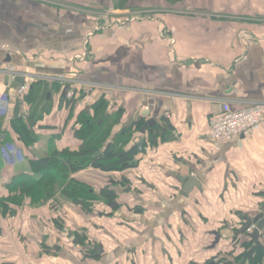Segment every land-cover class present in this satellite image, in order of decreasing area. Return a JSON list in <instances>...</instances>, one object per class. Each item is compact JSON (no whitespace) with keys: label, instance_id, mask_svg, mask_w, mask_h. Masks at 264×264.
<instances>
[{"label":"crops","instance_id":"0c3cea01","mask_svg":"<svg viewBox=\"0 0 264 264\" xmlns=\"http://www.w3.org/2000/svg\"><path fill=\"white\" fill-rule=\"evenodd\" d=\"M117 4L118 0H0L1 69L13 66L20 72L97 85L86 88L91 94L77 109L105 96L113 125L118 113L114 112L122 113L113 133L140 118L155 117L156 127L162 128L158 144L140 155L139 167L122 171L121 176L141 190H129L128 182L117 185L120 209L100 203L87 213L78 205L72 214L66 208L62 222L48 204L60 192L57 189L38 204H13L16 213L10 217L0 212V264H172L168 253L176 264L203 263L227 251L232 240L228 238L240 228L242 220L232 218L231 210L247 209L237 214L251 216L264 211V122L249 136L230 141L214 143L207 137L223 101H230L235 110L264 101V0ZM124 11L139 12L140 18L114 23L113 14ZM5 78L0 73V90L7 88L10 104L0 117V131L14 137L9 122L23 94ZM53 97L60 106L55 104L40 124L57 129L38 131L35 157L81 146L71 131L74 115L68 119V110L62 108V92ZM1 163L0 196H9L7 179L28 166L24 158ZM175 172L194 175L202 187L183 195ZM109 187L115 188L112 182ZM123 187L129 193L121 191ZM141 206L143 214L136 209ZM89 225L110 236L106 242L90 244L91 249L102 245L103 252L95 257L88 252L89 241L80 246L74 238L75 248L56 249L60 244L53 243L67 229L92 238L86 231ZM216 231L222 239L214 245Z\"/></svg>","mask_w":264,"mask_h":264},{"label":"trees","instance_id":"16d2710c","mask_svg":"<svg viewBox=\"0 0 264 264\" xmlns=\"http://www.w3.org/2000/svg\"><path fill=\"white\" fill-rule=\"evenodd\" d=\"M124 2L125 0H118V7H125ZM62 87L63 85L59 82L47 80L33 82L18 101L16 113L9 122L15 136L11 137L8 132L0 131V150L7 142L14 143L20 148L22 157L28 166L26 170L11 178L6 184L9 196H0V212L3 216L13 215L15 210L13 204L22 205L28 200L48 199L53 192L50 183L54 182H59V186L62 187L61 193L66 198L74 200L85 212L92 213L97 204L110 205L111 202L116 201L119 193L111 187L92 189L88 184L76 180L72 175L86 166H93L103 172L124 171L135 166L130 162L139 153L138 148H127L134 132L132 125L117 135H120L121 138L115 137V140L110 138L113 126L121 119V111L114 112L118 113L113 117L115 123L113 125L112 114L109 113L108 100L105 96L95 100L88 108L77 109L74 101L79 91L74 95V100L65 101L62 108L68 110V114L70 112L69 118L74 115L71 131L74 137L81 142L80 149L77 151H71L68 148L56 149L49 155L35 157L36 153L33 148L40 139L38 131L57 129L56 125L40 123L45 115L52 112L53 106L60 103V101L55 103L52 98L54 93L63 91ZM21 101H23V106H20ZM58 105L60 106V104ZM2 119L4 118H0V124H2ZM145 121V118H140L135 124L141 128ZM156 130L159 131L158 134H161L162 128L158 126ZM98 152L101 153L96 155ZM1 160L0 156V167L3 166ZM125 182L126 180L122 181V183ZM75 235L74 242L80 246L85 245L89 238L85 232H78ZM238 238L224 253H218L208 258L204 263L191 260L188 264H264V245L263 248L255 249L248 254L255 245L251 242L242 243ZM90 250V253L96 257V251ZM1 264L14 263L5 261Z\"/></svg>","mask_w":264,"mask_h":264},{"label":"rangeland","instance_id":"374dc122","mask_svg":"<svg viewBox=\"0 0 264 264\" xmlns=\"http://www.w3.org/2000/svg\"><path fill=\"white\" fill-rule=\"evenodd\" d=\"M129 13V12H128ZM119 14H124V15H127L126 13H125V11L124 12H121V13H117V15L116 16H118ZM115 14H113V17H112V19H114L115 17ZM126 17H129L128 15L126 16ZM7 75H5V77H6ZM35 81H40V80H36V79H34V80H32L31 82H29L28 81V83H29V85H31L33 82H35ZM93 84V83H92ZM71 86V85H70ZM97 85H93L92 87H90V89H93L94 87H96ZM7 87V86H6ZM86 88L87 87H83V86H77V87H72L71 86V90L72 91H74L75 89L77 90V92L79 91V94H78V96H77V98H75V101H74V103L77 105V104H79L78 106H84L83 105V103H81V102H79L81 99H82V101H84L83 99L84 98H87V97H89V95L91 94L90 92H89V89H87L86 90ZM71 91V92H72ZM84 93H86V97H84V98H82V95L84 94ZM52 100H54V97L52 98ZM72 100H74V93L71 95V96H67L66 97V99H65V101L67 102V101H72ZM64 101V102H65ZM93 102V101H92ZM92 103H88L87 104V108L91 105ZM75 105V106H76ZM147 108V107H146ZM246 108H248V107H245V108H243V109H246ZM84 108H82V110H83ZM7 114V113H6ZM5 114V115H6ZM69 114H70V112H69ZM69 114H68V119H69ZM83 117V116H82ZM171 117V116H170ZM68 121V120H67ZM136 122V121H135ZM135 122H133L131 125V127L133 128V133H132V139L129 141V145H131V143H132V146L131 147H137L138 148V146H136V144L140 141V139H141V137H144L145 138V144H144V146H143V151H140L139 150V148H138V151H139V153L135 156V158L136 159H138V162L137 163H133L132 165H135V166H133V167H130V168H128V169H134V170H136L137 169V167H139V164L141 163V160H143L142 159V157H140V155H145L144 153H146V151H148L147 150V148L149 147V146H152V147H154L155 145H157L158 144V142H159V140L161 139L160 138V134H158L159 133V131L158 130H156L157 129V127L155 126L154 128H153V131L152 132H150L149 130L147 131V133H146V135H144V134H142L141 133V129L143 128V126H144V124L147 122V121H145V123L143 124V126L140 128H138L137 126H136V124H135ZM122 131V130H121ZM120 131V132H121ZM120 132H118V133H111V136L110 137H112L114 140H115V137H118V138H121V136L119 135V136H117L118 134H120ZM208 134V133H207ZM153 135H156L157 136V142L156 143H154V141H153ZM208 137V136H207ZM209 139V138H208ZM125 141V140H124ZM167 141V138H165L164 140H163V142H166ZM209 141L211 142V140L209 139ZM214 143H219V142H214ZM130 147V148H131ZM0 156L2 157V162H6V163H8V162H13V161H15V160H20V159H23V157H22V152H21V150H20V148L17 146V145H15L14 143H12V142H7L4 146H3V148L0 150ZM134 158V159H135ZM151 160V159H150ZM131 161H133V160H131ZM93 168V169H92ZM137 173H138V171H137ZM108 174V175H107ZM121 174H123V172L122 171H115V172H106V173H102V171L101 170H99V169H97L96 170V168H94L93 166L91 167V166H86L85 168H83V169H81V170H79L78 172H76L75 174H73L72 176H74L75 177V179L76 180H79V181H83V182H85L86 184H88L92 189H97V187L98 188H100V187H102L101 185L102 184H105L104 186L105 187H109L110 185H111V182L114 184V187L115 188H113L114 189V191H116V192H118L117 191V189L119 188L117 185H123V186H125V184H123L122 183V181L123 180H126V184H127V182H128V184H131V186H132V188L134 189V187H135V185H134V183H133V181L132 182H130L129 183V181L130 180H132V179H129V178H127V177H124V176H121ZM111 178V179H110ZM113 178V179H112ZM11 179V178H10ZM9 179V180H10ZM9 180L7 179V182L6 183H8L9 182ZM138 180H139V178H138ZM4 181H6V179L4 180ZM108 182V183H107ZM58 183L59 182H54V183H50V187L53 189V192H54V190H57V189H59L60 190V192H56L55 193V195L54 196H52L53 198H51L49 201H48V204L49 205H52V207H54V209H56L57 210V212H58V217H57V219H59V220H61L62 222H65L66 221V208L70 211V214H72V211L73 210H76V207H78V204H76L75 202H74V200H72V199H69V198H66L61 192H62V187H60L59 185H58ZM142 182L140 181V184H141ZM112 188V187H111ZM132 188H129V190H133ZM137 188V187H136ZM128 190V191H129ZM140 190L141 189H139V188H137V190H136V192L135 193H139L140 192ZM121 191H124V192H128V191H126L125 190V188L123 187L122 189H121ZM119 193V192H118ZM129 193V192H128ZM120 195V194H119ZM51 197V196H50ZM35 200V199H34ZM34 200H28V203L29 204H38V203H40L42 200H40V201H34ZM45 202H47V200H45ZM20 203H22V202H20ZM25 203H27V202H24V203H22V205L20 204V205H18L19 207H21V206H24L25 205ZM115 203H117V202H115ZM240 209H242V208H239V207H237V209H233V211L231 210V212H230V216L233 218L234 217V219H239L240 217L238 216V214H237V212H241V213H244V212H242V210L243 211H247V209H242V210H240ZM251 210H254L253 208L251 209ZM16 212H14L13 214H15ZM240 213V214H241ZM12 216V215H11ZM226 221H227V218H226ZM64 226H67V224L66 225H64ZM95 226V225H94ZM230 227V226H229ZM64 228V227H63ZM231 228V227H230ZM235 229V228H234ZM237 229V228H236ZM249 229H252V231H253V229H254V226L252 225ZM65 231V236H66V238H65V236H62V238L61 237H57L58 238V240H59V238H60V241H58V243H53V244H60V245H56V246H58V248H56L58 251H60L61 250V247L63 248V250H64V248H70V249H72V248H75L74 246H73V243H72V239L74 238L75 239V236L76 235H74V233L72 232L73 230H72V228H71V230H64ZM86 231H88V232H90L92 235H93V237L92 238H86L87 239V241H89V247L87 248V249H89L88 250V252L90 253V249L92 248L91 247V245H96L98 242H106V241H108L109 240V237L110 236H106L105 237V235H104V233H103V231H102V229L100 230V229H97V228H95V227H93L92 225H89L88 226V228H86ZM247 231V230H246ZM264 230H262L261 231V242H262V244L264 245V232H263ZM92 232H94V233H92ZM194 232H197V230H194ZM220 232V231H219ZM55 233L56 232H53L52 231V233H51V236H52V238L53 239H56V236H55ZM58 233V232H57ZM76 233H78V232H76ZM221 233V232H220ZM252 233L253 232H245L244 234H242L241 236H239V238H238V240L240 239V241L243 243V242H251V243H253L254 245H255V242L253 241V238H252ZM86 234V233H85ZM90 234V235H91ZM82 235H84V234H82ZM58 236V235H57ZM89 237V236H88ZM216 237H217V235H216ZM52 239V240H53ZM65 239H66V241H65ZM222 239V233H221V237H220V239H219V241ZM228 239H232L231 240V244L234 242V240H235V237L234 236H230ZM105 240V241H104ZM65 241V242H64ZM113 241V240H112ZM61 242H63V243H65V245H66V247H65V245H62L61 244ZM67 243V244H66ZM91 244V245H90ZM83 246V245H82ZM85 249H83L82 250V252L84 251ZM86 251V250H85ZM207 260V259H206ZM206 260H204V262L206 261ZM191 261V260H190ZM189 261V262H190ZM189 262H187L186 264H188ZM203 262V263H204ZM135 264V263H134ZM168 264V263H167ZM173 264V263H172ZM174 264H176L175 263V261H174Z\"/></svg>","mask_w":264,"mask_h":264},{"label":"built area","instance_id":"2783aa9c","mask_svg":"<svg viewBox=\"0 0 264 264\" xmlns=\"http://www.w3.org/2000/svg\"><path fill=\"white\" fill-rule=\"evenodd\" d=\"M127 15L119 14L113 20L118 25H123L131 20L140 18L139 12H125ZM6 48V46H3ZM0 73L9 76L10 82L15 81L19 76H25V82L18 88L23 94L30 87L29 78L36 80H47L51 82H59L63 85H71L72 87H92L94 84L83 80L68 76H48L43 74H32L30 72H20L15 67L0 68ZM72 91V90H71ZM68 93V96L73 94ZM10 104L9 93L7 88L0 90V117L8 112ZM170 117V115L168 116ZM264 122V101H251L248 108L235 110L231 107L230 101L225 100L222 103L220 114L211 120L208 138L211 142H226L233 140L237 136H249L252 130L260 126ZM246 232H253L247 229Z\"/></svg>","mask_w":264,"mask_h":264},{"label":"water","instance_id":"95a60500","mask_svg":"<svg viewBox=\"0 0 264 264\" xmlns=\"http://www.w3.org/2000/svg\"><path fill=\"white\" fill-rule=\"evenodd\" d=\"M6 83L9 82V76H6L5 78ZM25 82V76H19L13 83L12 86L17 89L19 88L23 83ZM71 91V86L70 85H65L63 91H62V98H61V103H63L66 99V97L68 96V93ZM74 95H76L77 90L75 89L73 91ZM86 97V93H84L82 95V98ZM73 101V100H72ZM144 116H149V113H143ZM163 119L165 120V118L163 117ZM158 125L157 119L154 118H150L143 126V128L141 129V133L146 135L147 131L149 130L150 132L153 131V128ZM153 141L154 143L157 142V136L153 135ZM145 144V138L141 137L140 141L136 144V146H138L140 151H143V146ZM101 152H98L96 155L100 154ZM138 159H133V161L130 162V164L133 163H137ZM173 173V172H172ZM178 179L180 180V182L183 184L182 188V194L185 196H188L189 193L195 189V188H201L202 187V183L200 181L199 178L194 177L193 176H184V175H180L177 172H175ZM110 206L113 209H118V205L117 203L111 202ZM138 213H141V210H138ZM238 216L240 217V219L242 220L241 222V226L240 228H238L237 230H235L233 232L235 239H237L239 236H241L242 234H244L246 232V230L248 228H250L252 225H255V229L252 233V238L253 241L255 242V246H253V248L250 250V252L248 254H250L251 252H253L255 249L258 248H263V244L260 241L261 238V231L264 230V211L263 212H259L258 214L251 216V215H247V214H238ZM215 234L217 235L216 240L214 242V245L219 241L220 237H221V233L219 231H216ZM95 251L101 253L103 252V246L102 245H98V247L95 248Z\"/></svg>","mask_w":264,"mask_h":264},{"label":"flooded vegetation","instance_id":"af4514ba","mask_svg":"<svg viewBox=\"0 0 264 264\" xmlns=\"http://www.w3.org/2000/svg\"><path fill=\"white\" fill-rule=\"evenodd\" d=\"M141 181V180H140ZM137 186H135L134 187V191H136L137 190V188H136ZM130 188H132V186H130ZM133 189V188H132ZM129 192V191H128ZM118 200V199H117ZM117 200L115 201V202H117ZM117 205H118V209H120L122 206H121V204L120 203H118L117 202ZM110 206V205H109ZM129 207V206H128ZM144 206H141V207H137L136 209H139V210H141V213L143 214L144 213ZM113 209V208H112ZM114 211V210H113ZM110 216H113V212L111 211V214H109ZM238 229V228H237ZM236 228L233 230V232L235 231V230H237ZM75 235V234H74ZM234 236V235H233ZM236 240V239H235ZM234 240V241H235ZM95 246H94V250H95ZM89 250V249H88ZM166 251V250H165ZM96 253H98L97 251H96ZM166 255V258H167V261L169 262V263H174V259H173V255H170L169 253L168 254H165ZM195 261V260H194ZM189 262V261H188ZM198 262V261H197Z\"/></svg>","mask_w":264,"mask_h":264}]
</instances>
